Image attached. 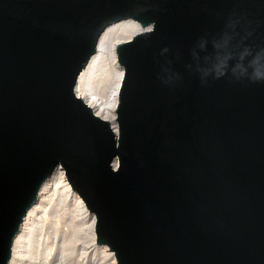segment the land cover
Returning a JSON list of instances; mask_svg holds the SVG:
<instances>
[{"label": "water", "instance_id": "1", "mask_svg": "<svg viewBox=\"0 0 264 264\" xmlns=\"http://www.w3.org/2000/svg\"><path fill=\"white\" fill-rule=\"evenodd\" d=\"M128 18L116 140L72 89ZM58 164L116 264H264V0H0V264Z\"/></svg>", "mask_w": 264, "mask_h": 264}, {"label": "bare ground", "instance_id": "2", "mask_svg": "<svg viewBox=\"0 0 264 264\" xmlns=\"http://www.w3.org/2000/svg\"><path fill=\"white\" fill-rule=\"evenodd\" d=\"M150 28L151 25L141 26L138 21L131 18L107 25L99 34L95 51L89 56L84 67L80 69L73 85L74 97H80L83 103L90 107L95 117L109 122V127L116 140L119 136V125L115 109L118 107V92L124 76V69L118 61L116 46ZM118 167L119 159L118 156H115L111 168L116 170ZM55 192L66 199L68 198L69 203L77 209V215L83 221L84 236L89 239L93 249L98 251L100 258L108 261L106 264H116L117 259L114 252L107 245L96 242V215L88 209L81 195L71 187L65 175V169L60 164L39 186L34 201L23 216L12 238L7 264H64L66 259H69L73 264H82L83 261L79 263L77 257L76 260H72L75 257H73L74 247L72 246L74 241L71 242V239L66 241L62 238L59 252H52L53 255H50L49 247L51 246H48L47 242L50 235L45 228L47 220L39 228L34 227L45 215L47 211L45 203L52 199ZM47 225L51 228L52 224L48 223ZM57 232H53L55 233L53 235H56ZM76 235L78 233L76 234L74 231L72 236L75 240L78 238Z\"/></svg>", "mask_w": 264, "mask_h": 264}, {"label": "rangeland", "instance_id": "3", "mask_svg": "<svg viewBox=\"0 0 264 264\" xmlns=\"http://www.w3.org/2000/svg\"><path fill=\"white\" fill-rule=\"evenodd\" d=\"M46 203H45V209L47 210L45 212L46 216L45 215L42 216V219L39 220L38 224H36L34 227L39 228L41 225L45 224V221L47 220L45 228H47L46 232L50 235L47 241L48 246H51L49 247V249H51L49 250L50 255H53L52 252L53 253L59 252L60 250L59 247L62 244V238L63 240L65 239L66 241L68 239L69 240L71 239V242L74 241V244L72 246L74 247L73 257H75V258H72V260L73 259L76 260V257H77L79 263L83 261L81 262L82 264H106L108 263V261H105L103 258H100L101 256L98 253V251H95L93 249V246L91 245L89 239H87L84 236L83 224H82L83 221L77 215V212H76L77 209L72 204L69 203L68 198L66 199L63 196H61L59 193L55 192L53 194L52 199L50 201H47ZM48 223L52 224L51 228L48 227L47 225ZM55 231H58V232L56 233V235H53L55 234L53 233ZM74 231L76 232V234L78 233V235H76L78 237L76 240L74 236H72ZM64 264H73V263H71L69 259H66Z\"/></svg>", "mask_w": 264, "mask_h": 264}]
</instances>
